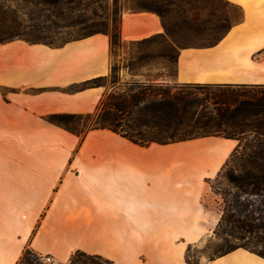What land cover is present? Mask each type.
Listing matches in <instances>:
<instances>
[{
  "label": "crops",
  "instance_id": "0c3cea01",
  "mask_svg": "<svg viewBox=\"0 0 264 264\" xmlns=\"http://www.w3.org/2000/svg\"><path fill=\"white\" fill-rule=\"evenodd\" d=\"M239 13L213 45L178 49L173 72L152 80L177 85L264 86V0H222ZM160 18L126 11L120 40L163 35ZM110 38L96 34L58 48L0 44V264L26 249L54 264L78 251L112 264H188L187 249L220 219L213 181L238 142L205 137L140 147L106 130L81 140L47 119L93 115L108 77ZM202 264H264L244 249Z\"/></svg>",
  "mask_w": 264,
  "mask_h": 264
},
{
  "label": "trees",
  "instance_id": "16d2710c",
  "mask_svg": "<svg viewBox=\"0 0 264 264\" xmlns=\"http://www.w3.org/2000/svg\"><path fill=\"white\" fill-rule=\"evenodd\" d=\"M84 1L86 0H15L16 5L12 11L14 15L10 21L2 16L1 10L5 7L0 5V32H8L20 26V19L15 15L17 13L26 18V27L38 34L70 33L76 29L84 31L70 41L96 34L109 35L110 52L115 54L122 45L120 21L114 19L111 33L95 29L89 22L96 17V13L90 12L89 6L81 8ZM134 12H150L157 15L164 34L129 44L144 47L161 41L164 47L155 54H142L129 65L122 67L129 71L140 63L159 61L173 72L178 49L188 47L179 46L184 43V37L188 34L214 32L211 28L214 26L215 31L220 30L221 33L209 44L213 45L232 26L228 20L201 22L197 15H189L184 11L173 18V22L169 20V15L160 9L141 7ZM39 36L28 40L16 35L0 39V44L23 40L31 44L58 48L70 42L56 46L45 41L48 37ZM119 70L121 69L116 65L110 66L108 77L112 80V89L104 94L95 114H56L49 116L47 121L81 140L90 131L106 130L140 147L153 144L169 145L205 137L236 140L238 144L235 150L216 178L208 182L212 193L220 198V219L213 234L222 239L227 247L226 251L218 256L236 249H244L264 259V147L249 150L240 139V134H244L242 132H233L230 136L220 135L223 129L235 126L242 117L251 116L256 112L262 113L264 117V93L255 91L263 89L264 86L170 85L150 81L146 84L126 85L119 89ZM162 76L163 73H158L155 80ZM108 77L72 85L65 92L75 93L88 88L105 87ZM80 122H89L91 126L87 129L84 126L80 128ZM260 130L264 136V122L261 123ZM186 262L190 264L187 253ZM17 264L41 263L37 255L26 249ZM70 264L112 263L99 256L78 251L71 257Z\"/></svg>",
  "mask_w": 264,
  "mask_h": 264
},
{
  "label": "rangeland",
  "instance_id": "374dc122",
  "mask_svg": "<svg viewBox=\"0 0 264 264\" xmlns=\"http://www.w3.org/2000/svg\"><path fill=\"white\" fill-rule=\"evenodd\" d=\"M0 5L5 8L1 10V14L8 21L11 20L14 13H12L14 6L16 5L15 0H0ZM144 5V6H143ZM89 6L90 12H95L94 17L89 24L93 25L95 29L100 30L104 33H111L114 19L117 22L120 21L121 14L126 11H135L141 9V7H149L160 9L169 15V20L173 22V18L179 15L181 11L189 15H197L201 22L216 21V20H228L229 24H233L239 17L238 11L223 3L221 0H86L82 2V7ZM20 19V26L12 28L13 30H3L0 32V39L9 38L12 36H22L28 40H34L36 37H48L45 40L47 43L53 45H60L64 42L76 39L84 31L72 30L70 33L63 32L60 34H38L33 32L30 28H27L25 24L26 18L20 14H15ZM7 25L9 26L10 24ZM13 27V26H11ZM214 32H206L201 34H188L179 46H204L212 44L221 33L220 30L215 31L214 26H211ZM164 45L161 41H156L144 47H139L136 44H125L122 43L121 47L116 50L115 54L111 53V67L116 65L119 67V81L117 86L119 89H123L126 85L132 84H146L153 79L159 73L171 72L162 62H148L140 63V65L134 66L132 71L128 69H122V67L129 65L134 59L138 58L142 54L158 53L163 49ZM111 78L108 77L105 81V88L107 92L112 89ZM173 85V84H170ZM255 91H262L263 89H256ZM264 122L262 113L256 112L251 116L242 117L239 119L235 126L223 129L221 136H230L234 133L240 134V139L244 146L249 150L264 147V136L261 134L260 125ZM85 129L91 126V123L80 122V128ZM238 135V134H236ZM217 186V184H216ZM223 187V186H222ZM225 188V187H223ZM216 207L220 204V198L216 197ZM227 247L225 242L216 238L214 234L208 237L203 242L190 246L187 252V258L190 264H202L207 260H211L218 255L224 253ZM70 264V262H69Z\"/></svg>",
  "mask_w": 264,
  "mask_h": 264
},
{
  "label": "built area",
  "instance_id": "2783aa9c",
  "mask_svg": "<svg viewBox=\"0 0 264 264\" xmlns=\"http://www.w3.org/2000/svg\"><path fill=\"white\" fill-rule=\"evenodd\" d=\"M41 264H54L53 259L49 256L38 257Z\"/></svg>",
  "mask_w": 264,
  "mask_h": 264
}]
</instances>
